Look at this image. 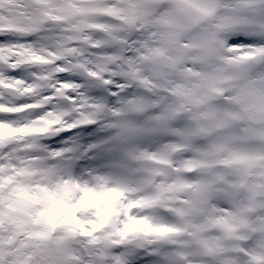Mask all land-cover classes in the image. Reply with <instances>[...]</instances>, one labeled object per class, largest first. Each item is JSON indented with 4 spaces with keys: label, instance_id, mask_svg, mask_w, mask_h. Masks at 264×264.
Returning <instances> with one entry per match:
<instances>
[{
    "label": "snow or ice",
    "instance_id": "6c2138e0",
    "mask_svg": "<svg viewBox=\"0 0 264 264\" xmlns=\"http://www.w3.org/2000/svg\"><path fill=\"white\" fill-rule=\"evenodd\" d=\"M0 264H264V0H0Z\"/></svg>",
    "mask_w": 264,
    "mask_h": 264
}]
</instances>
